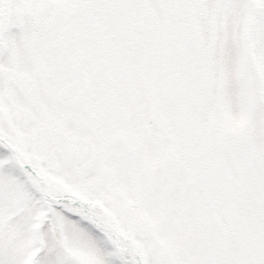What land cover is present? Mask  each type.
Returning a JSON list of instances; mask_svg holds the SVG:
<instances>
[{
    "label": "snow or ice",
    "instance_id": "obj_1",
    "mask_svg": "<svg viewBox=\"0 0 264 264\" xmlns=\"http://www.w3.org/2000/svg\"><path fill=\"white\" fill-rule=\"evenodd\" d=\"M0 264H264V0H0Z\"/></svg>",
    "mask_w": 264,
    "mask_h": 264
}]
</instances>
